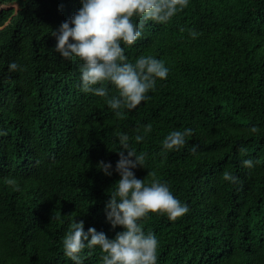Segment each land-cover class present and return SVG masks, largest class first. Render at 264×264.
Listing matches in <instances>:
<instances>
[{
	"label": "trees",
	"instance_id": "16d2710c",
	"mask_svg": "<svg viewBox=\"0 0 264 264\" xmlns=\"http://www.w3.org/2000/svg\"><path fill=\"white\" fill-rule=\"evenodd\" d=\"M0 6H14L0 12V264H72L62 241L74 219L109 238L123 230L104 211L120 179L121 133L147 154L137 178L150 183L155 173L189 208L176 221L159 213L142 221L158 238V264H264V0H189L168 23H146L125 54L162 59L170 71L123 116L83 93L80 64L54 50L52 30L81 0ZM12 61L23 70L9 72ZM186 127L194 129L186 146L163 153L164 137ZM85 254L84 264H100L98 248Z\"/></svg>",
	"mask_w": 264,
	"mask_h": 264
},
{
	"label": "clouds",
	"instance_id": "9594fccd",
	"mask_svg": "<svg viewBox=\"0 0 264 264\" xmlns=\"http://www.w3.org/2000/svg\"><path fill=\"white\" fill-rule=\"evenodd\" d=\"M188 3L189 0H81L79 10L52 30L51 35L57 41L54 50L63 60L80 64L79 87L83 93L104 98L108 108L123 116L147 102L157 81L166 80L170 71L162 59L151 55L130 61L123 45L135 44L146 23L166 24ZM190 35L197 34L192 31ZM8 70L17 72L23 68L12 61ZM109 85L117 95H110ZM145 131L150 132L151 126ZM193 135L194 129L190 127L172 130L162 140L161 151L165 154L179 151ZM143 140L144 136H135L136 142ZM118 142L121 150L117 151L120 159L115 171L120 179L112 187L104 211L112 229L123 230L109 238L95 227L85 231L84 222L74 219L62 241L64 256L72 264H84L85 249L97 248L101 253L100 264H158V238L153 232H145L142 221L150 213L176 221L189 211L188 205L174 196L167 182L155 173H151L150 183L137 178L133 169L144 168L147 154H137L128 134L121 133ZM242 164L254 167L251 159L243 160ZM97 167L106 176L113 174L111 163L101 161ZM223 179L232 184L239 182V177L230 172H225ZM6 184L13 191L21 190L15 178H8Z\"/></svg>",
	"mask_w": 264,
	"mask_h": 264
},
{
	"label": "rangeland",
	"instance_id": "374dc122",
	"mask_svg": "<svg viewBox=\"0 0 264 264\" xmlns=\"http://www.w3.org/2000/svg\"><path fill=\"white\" fill-rule=\"evenodd\" d=\"M10 8H14V6H0V11H2V10H8Z\"/></svg>",
	"mask_w": 264,
	"mask_h": 264
},
{
	"label": "water",
	"instance_id": "95a60500",
	"mask_svg": "<svg viewBox=\"0 0 264 264\" xmlns=\"http://www.w3.org/2000/svg\"><path fill=\"white\" fill-rule=\"evenodd\" d=\"M1 12V11H0Z\"/></svg>",
	"mask_w": 264,
	"mask_h": 264
}]
</instances>
